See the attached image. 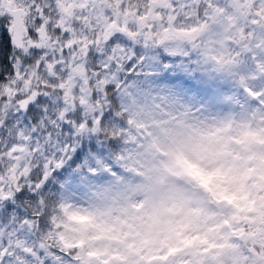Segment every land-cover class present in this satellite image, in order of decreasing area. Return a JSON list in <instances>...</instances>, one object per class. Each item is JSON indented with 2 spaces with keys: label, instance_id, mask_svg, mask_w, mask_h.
<instances>
[{
  "label": "snow or ice",
  "instance_id": "6c2138e0",
  "mask_svg": "<svg viewBox=\"0 0 264 264\" xmlns=\"http://www.w3.org/2000/svg\"><path fill=\"white\" fill-rule=\"evenodd\" d=\"M0 264H264V0H0Z\"/></svg>",
  "mask_w": 264,
  "mask_h": 264
}]
</instances>
